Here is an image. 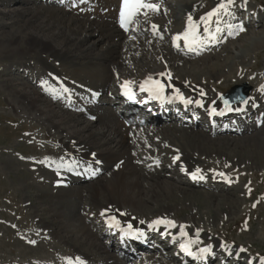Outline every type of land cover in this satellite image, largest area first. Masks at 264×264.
Wrapping results in <instances>:
<instances>
[{
	"label": "bare ground",
	"instance_id": "obj_1",
	"mask_svg": "<svg viewBox=\"0 0 264 264\" xmlns=\"http://www.w3.org/2000/svg\"><path fill=\"white\" fill-rule=\"evenodd\" d=\"M52 1L61 5L39 9V14L38 11L37 13L33 11L30 13H33L32 15L26 16L24 19L12 18L10 26L13 30L9 33L5 32L0 38V53L9 57L17 53L20 54L19 58L23 60H20L22 63L28 64L31 60L42 67L41 74L37 75L40 78L38 91L30 90L23 80H20L19 84L13 83L12 78L14 77L12 76L6 77L0 82L6 85L10 95L18 98L17 103L28 110H33L38 119L43 120L46 125L48 124L49 131L60 135L55 147L39 146L42 157L35 160L41 165L42 171L50 170L49 173L54 175L52 182L50 179L48 180L50 183L44 182L43 177L40 178V181L41 184L44 182L42 187H46L47 184L52 185L51 189L56 190L55 194L59 191V199L63 201L59 210L65 208L64 216L56 207L55 214L63 216L58 220L62 221L63 219L66 223L63 221L64 225H60L54 222L58 229L53 233L52 230H48V225L42 226L46 229L45 232L51 231L57 241H42L43 251L38 262L40 264H69V262L76 264L79 260L81 264H120L121 260L111 251L110 246L106 242H100V236L93 231L90 221H96L111 234L114 233L120 246L128 247L130 245L129 237L122 231L129 224L132 225V229H139L149 239L153 236L156 238V242L158 241L166 247L176 246L177 253L174 256L176 259L172 261L174 264H182L185 259L191 258L196 261L195 264H202L204 258L208 260L211 253L221 256V252H227L230 257H243L245 252L238 249L239 246L218 242L205 229L206 226L204 228L198 222L196 223L194 214L189 217L179 216L177 207L172 206L173 199L167 198L159 203L154 202L156 215H148L144 210L151 211V207L145 203L154 200L145 193L147 189L154 195H162H159L153 185L146 182L145 172L162 166L167 168L170 159V168L175 169L169 170L182 171L191 179L208 176L214 183L223 180L227 185H230L238 174L237 159L233 158L230 161L231 158H227L226 153L220 150L213 151V154L219 157V160H214V158H209L211 155L187 152L179 142L168 138L172 145L165 143L163 147H170L171 150L169 148L160 151L159 148V152L155 151L154 147L157 148L160 144L159 138L166 137L163 134L167 131L173 130L171 134L179 132L195 140L210 142L216 147L226 150L229 148V143L236 142L230 140L216 142V139H211L209 135L201 132L188 133L183 127H179L182 130L176 129L178 126L174 125L175 122H165L160 128L146 126L135 130V128L127 127L125 123L119 121L112 107L106 109L100 105L104 102V96L101 97V94L112 96L113 104L116 106L125 82H129L128 86L137 90L141 82L151 77L165 85V97L171 96L173 97L172 101L178 103L177 107H181L179 109L180 116L185 114L184 110L190 113H199L200 111V114L204 115L208 121H214L217 114L223 110L219 101L223 89H221V84L233 81L237 72H244L242 71L244 68L238 67L237 60L247 61L249 55L247 49H255L261 40L259 32L251 31L246 34L245 31H242L237 34L240 28V25L236 23L237 18L242 14L243 6H247L250 12L255 15L254 20L259 26V23H264V16L258 14L261 13L258 9L242 1L241 3L233 2L229 6L228 13L221 11L218 16H214L207 25L208 32H205V25L201 23L198 34L201 37H209V43L201 46L203 50L214 51L231 40L241 41L243 39V42L226 46L223 52L227 50L228 53L223 54L222 62H218L216 59L206 66L189 69V66L184 65L183 62L195 60L194 56L199 52L200 47L191 51L185 47L183 39L174 42L173 38L186 30L189 16L192 17L193 22H199L200 18L217 7L221 0H177L178 14L181 16L179 24L176 17L174 18V12L168 9V6L164 7L161 0H151L152 3L159 5L160 10L155 13L149 12L147 16L135 17L128 29L129 35L125 37L122 36V31L116 25V10L119 0H83V2L81 0H45L42 4L48 5ZM17 3L40 5L41 1L18 0ZM32 7H30L31 10H38L37 8L32 9ZM234 8L236 9L235 13L231 14L230 10ZM14 12L21 11L14 10ZM40 14L42 21L36 23L37 15ZM104 16L107 19L113 16L114 20L104 19ZM153 25L158 28L156 35L153 34ZM217 28H220L221 31L216 32ZM78 33L82 35V38L72 36ZM211 33H215V39L210 38ZM222 34H224L223 37ZM92 37L94 38L91 47H87V52L82 50L83 43ZM165 37L169 38V47ZM102 42L105 45L101 44ZM145 43L156 49L159 48L160 53L158 55L148 54L144 50L142 54L140 52L139 59L136 58L140 49H144ZM177 43L179 47L176 46ZM166 45L168 48L165 47ZM119 46L125 47L124 53L117 52ZM23 47L26 50L22 49ZM97 47L100 50L91 56L90 51ZM162 48H166V50L163 51ZM27 53L30 55L34 53L35 57H29L30 55L27 56ZM85 56H89L87 61L80 63L78 58ZM139 62L142 65L139 67L141 71L137 72L138 74H136L137 66V69L135 67L128 69L130 64ZM158 62L160 64L154 69L147 66ZM68 66H73L71 71H66ZM177 68L180 69V75L175 72ZM231 69H236V71H231ZM115 70L116 75H111V72H115ZM161 73L164 75H160ZM169 74H171L170 78ZM261 78L262 82H257L255 90L246 100L247 103L229 106L230 112L239 119V122H242L243 119L240 120V118L243 115L255 108L254 106H258L260 100L264 99V72ZM20 85L21 88H19ZM107 86L110 88L109 92L104 91ZM176 89L185 99H190L193 103L187 104L175 99ZM201 90L204 95H201ZM76 94L77 96H75ZM93 99H97L98 102L99 107L96 110L94 109L96 105L91 102ZM197 100L201 101L202 106L195 103ZM125 105L131 109L129 103ZM156 107H158L157 104L152 101L146 104V108L155 109ZM72 108L76 109V113L70 111ZM146 108L143 109L145 110L143 113L148 115ZM168 108L164 107V111ZM212 108L216 109L215 114L211 113ZM159 115L164 116L161 112ZM90 116H94V121L98 122L99 130L92 131V122L87 119ZM257 118L255 117V122L258 123ZM262 123L264 124V119ZM157 129H159V134H157ZM253 140L254 138L250 141L253 142ZM168 156L170 159L165 160V157ZM116 157L117 159H114ZM176 157L179 158L175 159ZM240 165L243 163L240 162ZM140 169L142 171H139ZM197 169H199V174H197ZM79 172L83 173L82 176H78ZM101 173H108L109 177L105 181H97L95 185L87 186L86 190L83 189V183L91 181L92 177L98 178ZM233 173H235L234 176ZM240 177L242 181L245 180L244 175H240ZM173 180L177 184L181 183L180 179L173 178ZM59 181L68 183L67 186L80 184L78 187L80 189L73 188L69 194L63 195L60 189H64V187L57 185ZM172 186V180H168V183L164 185L170 193L177 188ZM179 192L181 191L179 190L177 193ZM209 194L213 195V193ZM162 196L167 195L163 194ZM51 197L55 198V195ZM84 197L88 201L87 209L80 204ZM50 199L52 200V198ZM102 213L104 214L102 215ZM113 216L120 222V228L110 225L109 218ZM157 219L171 220L175 223V227L161 224L149 228V225ZM204 221L208 223L207 225L212 224L208 219ZM47 224L49 223L47 222ZM65 225L68 226V229ZM181 226H183L186 236L180 235ZM118 229L120 230L118 231ZM137 238L140 239V237ZM190 240L197 241L191 245L190 249L196 253L194 256L189 255L181 248L182 243ZM208 246H211V252L201 255L200 249ZM141 252L147 253L146 247H142ZM145 257L146 260L142 264H168L158 255L149 257L144 254L143 258ZM246 260H248L246 261L248 264L249 261L252 262L251 264H261L260 259L254 256H247Z\"/></svg>",
	"mask_w": 264,
	"mask_h": 264
},
{
	"label": "rangeland",
	"instance_id": "obj_2",
	"mask_svg": "<svg viewBox=\"0 0 264 264\" xmlns=\"http://www.w3.org/2000/svg\"><path fill=\"white\" fill-rule=\"evenodd\" d=\"M17 1L18 0H0V38L5 32L9 33L11 30H13L11 29L12 26H10L12 18L18 17L20 19H24L26 16L32 15L33 13H30L33 11L36 13L38 11L39 14V9L42 10V8H54L61 5L57 2L55 3L54 1L50 2L48 5H44L42 4V2L44 3V0H40V5L25 3L19 4L17 3ZM241 1L243 0H234V2L236 3H240ZM244 1L248 2L251 6L258 9L261 12L258 14L264 16V0ZM177 2V0H162V3L168 6V9L174 12V18L176 17V20L179 24L181 16L180 14H178ZM30 7H32V9L37 8L38 10H31ZM14 10L21 12H14ZM8 11L11 12L8 13ZM231 11V13L233 14L234 10ZM246 15L251 16L249 23H247V17H245ZM41 16V14L37 15L38 18H36V23L40 22V20L42 19ZM253 17L254 15L252 16L245 11L240 15V18L237 19L236 23H242L240 25L245 27L244 29L246 34L247 32L251 31L261 33V40L259 43H257V47H255V49H247L249 51L247 61L242 62L241 60H237L239 63L238 67L244 68L242 70L244 72H237L233 81L221 84V89L223 88L222 93H224V91L228 90L235 84L246 82L251 87V94L255 90L257 82H262L261 75L264 72V23H259V26L254 21ZM103 18L107 19L105 18V16ZM109 19L113 20L114 17H110ZM176 26L177 25H175V27ZM128 35V33L122 34V36L124 37ZM72 36L74 38H82V35L80 33L73 34ZM93 38L94 37L84 42L83 47H85L83 48L81 46V49L87 52V49L92 45ZM165 39L166 44L169 47V38L165 37ZM242 40H231L223 44L221 47L216 48V50L209 53L205 52L200 56H196L194 58L195 60H188L187 62H183V64L189 66V69H194L206 66L212 61H216V59L218 62H222L221 57H223L226 54L225 52H227V50L223 52L225 47L229 44L241 43L243 42ZM74 41L76 40L74 39ZM104 43L102 42L101 44L105 45ZM167 45L165 46L166 48H168ZM152 47V45L145 43L144 49H140V51L136 55V58L139 59V57L143 53L142 51L144 50L148 54L151 53L154 55H158L161 50H158L159 48L156 49ZM166 48L164 49L166 50ZM22 49L26 50L24 47ZM164 49L163 51H165ZM99 50L100 48L97 47L96 49L90 51L91 56H93ZM125 50V47L121 48L119 46L117 48L118 53H124ZM29 55L30 54L27 53V56ZM34 55V53H31L29 57H35ZM19 57L20 54L17 53L12 54L10 57L7 55H3V53H0V81L2 79H6V77L8 78L12 76L14 77L12 78L13 83H20V80H23L26 82V85L30 90L32 89L33 91H38L40 78H38L37 75L41 74L42 67L39 66L38 63L31 62V60L28 64L22 63L20 61L22 59ZM88 57H81L78 58V60L80 61V63L85 62L87 61ZM139 63L133 64L134 66L130 64L128 66V69H130V67L136 68L137 66L139 70L136 68V74H138L141 71V68L139 67H141L142 65L141 63ZM158 64H160V62L154 63L152 64V66L151 64H148L147 66L151 67V69H154ZM72 68L73 66H68V68H66V71H71ZM179 70V68L175 70V72H178L176 73L178 75H180ZM233 70L236 71V69H231V71ZM112 72L111 75H116V70L115 72ZM21 87L22 86L20 85L19 88ZM104 91L109 92V86H107ZM103 96L104 102H102L100 107L102 106L103 108L108 109L112 105V96H105L104 94H101V97ZM16 100H18V98L10 95L6 85L1 83L0 264H40V262H38V258L43 251V247L41 245L42 241H57V239L54 238L53 234H51V231L45 232L46 229L42 226L48 225V230H52L53 233L57 232L58 229H56L55 223L64 225L66 221H64L63 219L62 221L58 220L59 218H63L65 210L64 207L59 210V207L63 202L61 199H59V191L55 194L54 191L56 190L51 189L52 185L50 184L45 185L46 187H42V184L44 182L50 183L48 181L49 179L52 182L53 175L46 169L42 171L41 165H39L35 159L42 157L39 146L43 145L55 147V143H58L60 135H58L57 133L55 135V133L49 131L50 129L48 124L46 125L43 120L38 119L36 117L37 114L34 113L33 110L26 109L25 107H23V105L17 103ZM23 103L24 105H26L25 102ZM260 105V108L251 110L247 115L241 118L245 120L244 123H238L239 120L237 118H223L218 120L213 127H209L208 125H206L207 123L205 122V120L201 121L200 119L197 120L195 118L189 117L188 119L192 122L185 123L184 118H176L177 122H175L174 124L178 126V128L175 127L176 129H179V127H183L184 129H186L185 131H188V133L201 132L205 135H209L211 139H216V142H220V140H230L235 141L236 143H229V148H227L226 150L216 147L210 142L195 140L194 138L180 134L179 132L171 134L173 130H166L167 132L164 131L166 133L163 134L166 137L159 138L160 144L157 146V148H155L156 146L154 147L155 151H158L159 148L160 151H162L163 149H169L170 147H163L165 146V143H168L170 146L172 145L168 138L179 142L180 146L187 152H195L197 154L205 156L211 155V157L209 158H214V160H219V157H217L216 154H213V151L220 150L226 153L227 158H231L230 161H232L233 158L237 159L236 163L239 167H237L236 169L238 171V174L234 177L230 186H227L224 181L220 180L214 183L213 181L208 179V176H205L203 181L199 183L190 184L187 175L182 174V172L179 171L169 170L175 168H170V156L165 157V160L170 159L168 166L166 165L167 168H163L162 166L157 169H150L145 172V175L147 176L146 182L153 185L156 191H158L159 195L165 194L167 196L154 195L151 191L149 192V189H147L145 193H147L148 196H151V198L154 200H152L153 203H145L152 209L151 211H146L148 209H144L145 212L148 215H156L155 206H153L154 202L159 203L167 198L173 199L172 206L177 207V214L179 216L189 217L191 214H194L196 223L198 222L204 228L206 226L205 229H207L212 234V236L217 239L218 242L222 244L232 243L235 246H239L238 249H244V258H240L241 260L246 261L247 256H254L259 259L261 257H264V124L255 122V117L264 116V100H260ZM97 107L99 106L96 105L94 109L96 110ZM122 110L123 108L120 106L116 105L114 107V112L117 118H119L121 121H125L130 125H133L131 127L138 128L139 126H141L139 124V115L131 114L128 117H123ZM70 111L76 113L75 108H72ZM87 119L92 122V131L99 130L100 127L98 125V122L94 121L93 116ZM136 119L139 122L134 121ZM148 122V126L160 128L166 121L164 119L156 118L150 119ZM180 124L183 126H181ZM229 127L231 128L230 130L222 131L223 129H229ZM158 131L159 129H157V134H159ZM253 138V142L255 144L250 141ZM217 145L220 144L217 143ZM169 150H171V148ZM114 159H117V157ZM240 162H242L243 165H240ZM139 171L142 170L140 169ZM234 174L235 173H233L232 175L234 176ZM240 175H244V181L241 180ZM79 176H81V172L79 173ZM41 177H43L44 181L42 182V184L40 181ZM108 177V173H101L98 178H94L91 181L83 183V189L86 190L85 188L87 186H91L92 184L95 185L97 181H105V179H107ZM173 178L180 179L181 183L177 184L176 182H174L175 180H173ZM168 180L173 181V188L177 187L176 190L173 189L172 193H170L164 187V185L168 183ZM79 185L80 184H70L69 186H65L64 189H60L61 193L63 195L69 194L70 190H73V188H78ZM79 189L80 188H78L77 190ZM179 190L181 192L177 193ZM242 190L244 191V194H242ZM209 193H213V195ZM52 195H55V198L51 197ZM50 198H52V200ZM87 202L88 201L86 197H84V200L80 204H82V206H85V209H87ZM55 207L56 209L58 208L57 210L63 213V216L55 214ZM57 210L56 212H59ZM216 214L218 215L216 216ZM207 219L212 224L207 225L208 223L204 221ZM217 220L219 221L217 222ZM47 222L50 225L47 224ZM90 222L92 223L91 226L93 231L99 234L100 242H106L110 246L111 251L114 253V245H116V242L111 239L109 240L108 236L105 235V230L101 226V224H98V222L96 221ZM66 227L68 229V226ZM155 240V238H152L150 240V243H147L150 246V249L147 251L148 253L146 255H149V257L151 255H158L165 263L174 264L171 260L173 259V257L169 256V254L173 253L174 246H168L167 248L160 244L155 245ZM155 246L156 248H154ZM133 250L135 251L139 249L136 248L132 249L131 251ZM131 251L129 250L130 253ZM99 258L100 257L98 256V259ZM144 260H146V257L143 258V254L138 251L135 255L129 256L125 261H120V264H142ZM221 261H223L222 264H232L231 262L235 263V261H232V259L230 258L220 259L216 256L207 264H221ZM245 263L246 262H242L241 264ZM185 264L192 263L188 262Z\"/></svg>",
	"mask_w": 264,
	"mask_h": 264
},
{
	"label": "snow or ice",
	"instance_id": "obj_3",
	"mask_svg": "<svg viewBox=\"0 0 264 264\" xmlns=\"http://www.w3.org/2000/svg\"><path fill=\"white\" fill-rule=\"evenodd\" d=\"M83 2V0H81ZM234 0H221V2L217 5V7L213 8L211 11L207 12L205 16L200 18L199 22H193L192 17L189 16V24L186 28V30L177 36L173 38L174 42H177L181 39L184 40L185 42V47H187L191 51H195L196 48L201 47L207 43H209V37H201L198 34V28L199 25L202 23L205 25V32H208V27L207 25L211 22L212 18L214 16H218L221 11L224 13H228L229 6L232 5ZM160 10L159 5L152 3L151 0H121V9L119 13V23L122 28L125 30H128L129 25L133 22L134 18L140 15L141 13L145 16L148 15L149 12H158ZM153 28V34L156 35L158 34V28L156 25L152 26ZM221 31L220 28L216 29V32ZM245 31L243 26H240V28L237 31V34L239 32ZM211 39H215V33L210 34ZM177 47H179V44H176ZM160 75H164V73H161ZM171 77V74H169V78ZM128 83L125 82L124 88H125V95H128ZM140 90L148 92L153 99L157 100H165L164 92H165V85L159 81V80H154L153 78L149 77L145 81L141 82L140 85ZM176 95L175 99L184 101L187 104L193 103L192 100L190 99H185V97L180 94L179 90H175ZM201 95H204L203 91L201 90ZM131 98V97H129ZM222 98V97H221ZM168 101L171 102L173 97H167ZM196 104L201 105V101L197 100L195 101ZM225 105H228V101H224ZM244 103H247V101H244ZM230 110V109H229ZM211 113L215 114L216 109L212 108ZM179 157H176L175 159H178ZM197 172H199V169H197ZM195 175V174H194ZM220 175H223V173H220ZM202 178V177H201ZM104 213H102L103 215ZM109 223L111 226H114L116 228H120V222L113 216L109 218ZM143 223V222H141ZM165 224L168 227H175V223L171 220H164V219H157L153 221L150 225L149 228H154L157 225ZM124 231V234L126 236H133V237H143L145 235L144 232L142 231H133L132 225L129 224L127 225V228L122 229ZM181 236H186L187 234L183 231V226H181ZM197 243L195 240H190V241H185L184 243L181 244V248L187 252L189 255H196V253H193L191 249V245ZM211 246L205 247L200 249L201 255L204 253H209L211 252ZM241 251H244V249H241ZM261 264H264V257L260 258ZM71 264V262H69ZM76 264H81L79 260H77Z\"/></svg>",
	"mask_w": 264,
	"mask_h": 264
},
{
	"label": "water",
	"instance_id": "obj_4",
	"mask_svg": "<svg viewBox=\"0 0 264 264\" xmlns=\"http://www.w3.org/2000/svg\"><path fill=\"white\" fill-rule=\"evenodd\" d=\"M248 91H249V86L247 84L237 85L231 88L229 92L224 96H222L220 100L223 105H225L224 103L225 100L228 101V105L236 102L240 103L246 99L248 95Z\"/></svg>",
	"mask_w": 264,
	"mask_h": 264
}]
</instances>
